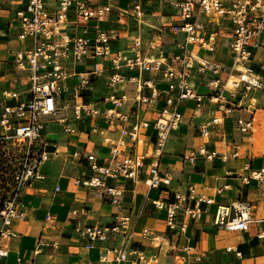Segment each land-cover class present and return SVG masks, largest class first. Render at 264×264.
<instances>
[{"label": "crops", "instance_id": "1", "mask_svg": "<svg viewBox=\"0 0 264 264\" xmlns=\"http://www.w3.org/2000/svg\"><path fill=\"white\" fill-rule=\"evenodd\" d=\"M137 1L144 10L141 29H137L129 15ZM173 1L114 0L102 26L114 38L113 46L127 47L131 37L139 32L145 44L150 40L160 41L152 52L155 56L163 52L165 58H170L180 52L179 45L185 43L187 36L184 32H173L172 26L179 23ZM23 3L24 0H0V104L3 105H13L30 97L27 72L18 69L14 61L18 52L24 53L33 43L32 38L20 36L16 23V13ZM119 8L127 13L120 17ZM197 20L202 24L198 31L200 37L217 36L218 45L212 57L222 67L220 75L209 71L195 74L197 92L204 96L202 105L197 108L195 100L180 102L178 111L182 122L170 131L159 150L153 123L165 107L166 82L156 71L122 68L118 73L123 81L112 91L106 81L115 70L105 62L106 70L91 76V88L84 94V101L97 105L100 115L75 122L69 111L68 122L76 129L73 134L61 131L58 116L49 118L45 129L49 159L41 166L45 178L34 181L22 194L20 209L23 215L11 221L9 230L15 236L6 237L9 256L0 264H18L19 260L27 264H117L111 262L112 255H108L109 261L100 260L101 246L112 247L113 240L89 248L88 241L76 229L81 225L109 221L119 206L125 212L140 213L137 226L149 228L151 236L133 241L130 247L135 252L118 264H264V237H261L264 234V198L255 181L245 185L226 175L227 171L247 173L245 166L251 170L264 168V88L222 87L228 76H235L229 55V43L234 36L232 23L203 15ZM189 50L206 55L205 50L194 44H189ZM254 62L264 64V47L256 50ZM93 63L94 58L88 59L76 69L89 72ZM214 78L221 80L217 88L209 85ZM219 93H223L234 107L224 119L225 142L214 137L204 139L200 135V126L219 114L207 97ZM111 94L112 99H121L119 106L113 105L112 99L106 100ZM109 108H114L117 114L128 115L131 121L139 119L149 123L148 128L141 130V143L132 149L146 153L140 181L135 185L123 177L112 179L90 169L88 155H95L99 165L109 159V146L91 133L93 125H105L103 113ZM239 118L249 123L250 129L246 132L235 128ZM122 123L118 118L114 126ZM109 130L111 137H118L114 128ZM200 145L208 151H217L218 156L211 161L199 158L195 164L189 163V152ZM223 154L227 155L226 161L222 160ZM156 161L162 173L171 174L172 181L167 187L149 189L145 184L147 170L150 163ZM82 173L99 176L105 181V188L77 187L73 181ZM226 185L229 187L225 188ZM190 186L195 187L194 199L178 202L175 194L188 196ZM107 188L119 190L121 194L111 195ZM216 188L222 189V193L217 194ZM114 198L119 205L113 203ZM238 199L252 202L253 221L248 230L236 233L216 227L214 217L218 205ZM156 200L164 203L162 208L153 204ZM172 204L175 214L170 226L168 209ZM196 204L201 214L194 219L185 214V209L194 208ZM238 252L241 257H237Z\"/></svg>", "mask_w": 264, "mask_h": 264}, {"label": "built area", "instance_id": "2", "mask_svg": "<svg viewBox=\"0 0 264 264\" xmlns=\"http://www.w3.org/2000/svg\"><path fill=\"white\" fill-rule=\"evenodd\" d=\"M113 2L114 0H24L21 9L16 13L20 36L33 40L32 45L24 53L18 52L14 60L18 69L27 72L30 97L13 105L0 104V144L15 146L18 142L19 147L25 148L27 158L33 165L24 177L28 186L45 178L41 166L49 159L45 129L50 117L58 116L57 122L61 131L73 134L76 129L68 122L69 111L72 112L75 122L83 120L84 117L95 118L100 115L101 111L97 105L84 101V94L91 88V76L102 74L106 70L105 62H109L111 69L115 70L106 81V86L112 91L123 81L118 73L122 68L156 71L166 82L165 107L153 123L160 150L170 131L182 122V115L178 111L180 102L195 100L197 108L202 105L204 96L197 92L195 74H203L206 71L213 75L221 73L222 67L212 57L218 45V38L214 34L208 38L198 35L202 28V24L197 20L200 15L211 19H227L234 29V36L229 43V55L233 60L232 67L236 79L231 81L234 76H228L222 87L264 88V64L254 62L256 50L264 47V0H174L172 4L179 23L172 26L173 32H184L187 36L185 43L179 45L180 52L170 58H165L163 52L155 56L152 52L157 49L160 41L150 40L145 44L139 32L131 37L127 47L113 46L114 38L102 26L113 7ZM131 11L129 15L135 21L137 29H141L144 15L142 4L135 2ZM117 13L121 17L127 12L119 8ZM189 44L199 46L205 50L206 55L189 50ZM91 58H94L91 71H77L78 64L86 63ZM209 85L217 88L221 85V80L214 78ZM112 98L113 94L106 100ZM207 100L215 106V111L219 114L200 126V135L204 139L214 137L225 142L224 119L232 113L234 107L223 93L208 96ZM111 101L115 106L121 104V99ZM62 113L64 115L59 116ZM118 118H121L123 123L115 127L114 122ZM103 122L105 125H93L91 133L98 135L102 142L109 146V159L99 165L95 155H88L91 171L112 179L120 176L135 185L140 181L146 153L132 149L141 143V130L148 128L149 123L139 119L131 121L128 115L117 114L114 108L104 111ZM110 128H114L118 133L117 138L110 136ZM235 128L246 132L250 126L239 118L235 121ZM128 147H131V150L127 151ZM217 156V151H208L204 145H200L196 150L189 152L187 158L189 163L195 164L199 158L211 161ZM233 156L236 157L237 153ZM222 160H227L226 154L222 155ZM244 169H248V172L239 174L227 171L226 175L239 179L245 185L255 181L258 192L264 198V168L251 170L249 166H245ZM147 173L145 184L149 189L167 187L172 181L169 172L162 173L159 170L157 161L150 163ZM73 182L77 187L105 188L103 179L85 173ZM228 187L229 185L225 186ZM106 190L114 196L121 194V191L112 188ZM194 192L195 187L190 186L188 196L179 193L175 196L178 202H186L194 199ZM216 193H222V189L216 188ZM22 194L23 191H20L13 203L5 205L2 209L5 226H9L12 219L22 217ZM112 201L119 205L118 199L114 198ZM153 204L162 208L164 203L156 200ZM174 207L172 204L168 209L170 226L175 214ZM252 212V202L245 199L220 204L215 213L214 225L230 232H246L253 221ZM185 214L196 219L201 214L200 207L197 204L194 208L187 207ZM140 215L131 211L125 212L119 206L109 221L93 226L81 225L76 230L88 241L89 248H93L97 243L113 240L115 244L112 247L101 246L100 260L109 261L108 255H112L111 262L118 264L135 252L130 247L133 241L151 236L149 228H138ZM7 236L15 234L4 227L0 230V261L9 256L5 243ZM261 237H264V234ZM237 257H241V253L238 252ZM18 264L27 263L19 260Z\"/></svg>", "mask_w": 264, "mask_h": 264}, {"label": "rangeland", "instance_id": "3", "mask_svg": "<svg viewBox=\"0 0 264 264\" xmlns=\"http://www.w3.org/2000/svg\"><path fill=\"white\" fill-rule=\"evenodd\" d=\"M225 62L227 65L231 63L227 59ZM256 143L258 144L259 140H256ZM17 144L15 146L0 144V230L10 226H5L2 209L5 205L13 203L20 191L23 193L26 191L28 182L24 177L33 167L32 161L27 158L25 148Z\"/></svg>", "mask_w": 264, "mask_h": 264}, {"label": "bare ground", "instance_id": "4", "mask_svg": "<svg viewBox=\"0 0 264 264\" xmlns=\"http://www.w3.org/2000/svg\"><path fill=\"white\" fill-rule=\"evenodd\" d=\"M236 79V77L234 76V77H232V79H231V81H234ZM255 139V138H254ZM257 146V145H256Z\"/></svg>", "mask_w": 264, "mask_h": 264}]
</instances>
